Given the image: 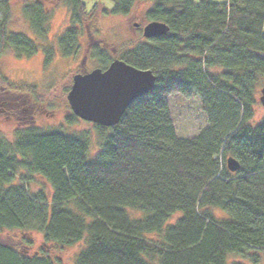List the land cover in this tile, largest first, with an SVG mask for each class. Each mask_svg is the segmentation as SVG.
I'll return each instance as SVG.
<instances>
[{"label": "trees", "instance_id": "obj_1", "mask_svg": "<svg viewBox=\"0 0 264 264\" xmlns=\"http://www.w3.org/2000/svg\"><path fill=\"white\" fill-rule=\"evenodd\" d=\"M111 1L103 14L123 17L146 3ZM11 3L0 0V58L27 60L41 50L48 67L56 53L74 57L84 27L97 26L82 0H23L26 31L12 32ZM59 6L68 27L50 41ZM144 16L167 32L117 60L151 71L154 86L117 125L92 124L99 152L91 160L89 134L32 126V103L44 99L39 87L0 72V111L23 112L12 141L0 134V234L19 232L22 249L0 242V264H58L43 248L30 254L34 235L46 249L82 244L73 264L260 263L264 117L252 121L264 80V0H150ZM176 95L200 102L207 125L195 138L175 134L168 98ZM79 121L72 114L67 123ZM228 158L240 166L235 173ZM34 178L48 190L29 191Z\"/></svg>", "mask_w": 264, "mask_h": 264}, {"label": "rangeland", "instance_id": "obj_2", "mask_svg": "<svg viewBox=\"0 0 264 264\" xmlns=\"http://www.w3.org/2000/svg\"><path fill=\"white\" fill-rule=\"evenodd\" d=\"M150 0L146 3L137 4L132 12L126 16H111L103 14L110 11L113 7L111 0H82L90 17L95 18L93 31L99 37L101 42L92 44L97 45V54H102L103 58L94 56L88 51V45L84 39L83 29L82 36L78 43V49L74 57L62 58L58 53L55 55L53 63L45 67L41 50H39L32 58L27 60H16L10 53H6L0 58V72L2 76L11 83H19L26 85H36L39 87L43 95L42 103H32L33 123L32 126L42 129L45 132H59L71 136H79L84 133L90 135L92 139L88 153V158L93 159L99 152L98 139L92 124L87 122L67 123L72 115L66 101V91L72 83V76L78 74V70L83 67L82 72H91L94 69L103 68L110 64L113 59L120 57L124 52L132 49L137 43L145 41L142 29L148 24L144 12ZM213 4H226L228 0H207ZM23 0H12L13 21L9 26V31L24 32L26 31V20L21 10ZM95 10V11H94ZM137 24V27L134 26ZM68 27V16L66 10L59 6L53 11L50 25L49 40L53 41L56 35H59ZM90 28V27H89ZM264 34V24H263ZM30 38V36H27ZM95 52V53H96ZM98 54V55H99ZM101 61H103L101 63ZM81 62L83 66H81ZM2 101V100H1ZM15 101H6L5 103L13 104ZM168 106L171 121L174 126L175 134L179 138L188 139L195 138L201 131L206 128V119L200 109V102L197 98L184 99L181 96H171L168 98ZM4 111H0V134L8 141H12L13 131L21 125L19 116L23 114L19 107H5ZM12 109V113L8 110ZM10 115L3 114L6 112ZM15 115V117H13ZM264 117V109L257 101L252 124L255 125ZM31 189L48 188L38 178H34L30 184ZM217 215H223L218 211H214ZM177 215L170 220L172 224ZM19 232H4L0 234V242L8 244L17 249H22V239ZM82 244H78L71 248L46 249L42 244L40 235H34V244L29 251L35 254L44 249L50 258L58 261V264H73L75 256L82 249ZM237 260V259H236ZM259 264H264V255L261 256Z\"/></svg>", "mask_w": 264, "mask_h": 264}, {"label": "water", "instance_id": "obj_3", "mask_svg": "<svg viewBox=\"0 0 264 264\" xmlns=\"http://www.w3.org/2000/svg\"><path fill=\"white\" fill-rule=\"evenodd\" d=\"M166 32L165 25L154 22L142 29V36L146 40L157 39ZM154 83L151 71L137 70L115 60L104 71L94 69L74 75L66 101L79 120L109 128L117 125L129 104L150 91ZM258 101L264 109V80ZM225 165L230 173L240 167L233 158L226 159Z\"/></svg>", "mask_w": 264, "mask_h": 264}, {"label": "flooded vegetation", "instance_id": "obj_4", "mask_svg": "<svg viewBox=\"0 0 264 264\" xmlns=\"http://www.w3.org/2000/svg\"><path fill=\"white\" fill-rule=\"evenodd\" d=\"M92 26V27H91ZM90 26V28L87 30L86 29V31H84L85 33H84V39L86 40V43H88L89 45H88V51L89 52H92L91 51V49H93V54H95L96 56H98V57H100L98 54L100 53V52H98V54H97V52H96V50L98 49V46L97 45H94V46H92V44H96V43H100L101 42V40H99V37H95V36H91L89 33L90 32H92L93 31V28H94V24L93 25H91ZM134 26L135 27H137V24H134ZM97 27V26H96ZM92 28V29H91ZM90 31V32H89ZM93 34H94V32H92ZM82 36V35H81ZM81 38V37H80ZM90 41V42H89ZM96 52V53H95ZM103 61H101V63H102ZM83 63L84 62H81L80 64H81V66H83ZM108 66H109V64H108ZM108 66H106L105 68H100L101 70H104V69H106ZM81 69H83V67H81ZM81 69H79L78 70V74H85L86 72H82L83 70H81ZM88 73V72H87Z\"/></svg>", "mask_w": 264, "mask_h": 264}]
</instances>
